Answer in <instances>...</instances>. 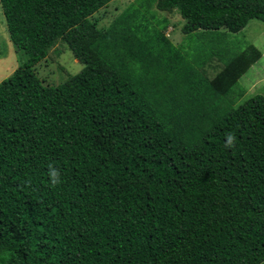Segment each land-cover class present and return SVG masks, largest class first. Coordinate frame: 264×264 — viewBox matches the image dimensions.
Instances as JSON below:
<instances>
[{"label":"trees","instance_id":"1","mask_svg":"<svg viewBox=\"0 0 264 264\" xmlns=\"http://www.w3.org/2000/svg\"><path fill=\"white\" fill-rule=\"evenodd\" d=\"M113 1L0 0L23 59L0 83V264H263L264 95L234 103L262 52L230 35L264 0H135L100 28ZM64 44L83 69L46 85Z\"/></svg>","mask_w":264,"mask_h":264},{"label":"rangeland","instance_id":"2","mask_svg":"<svg viewBox=\"0 0 264 264\" xmlns=\"http://www.w3.org/2000/svg\"><path fill=\"white\" fill-rule=\"evenodd\" d=\"M134 2L135 0L113 1L108 7L96 15V17L100 18V28H109L113 21ZM148 17L153 24H158L165 19L168 20L169 28L166 35L169 36L174 44L182 49L189 50L190 47H196L197 49L198 47L202 49L206 48V41L194 42L191 39L193 35L188 36L182 32L186 21L182 19L177 11L170 14L158 11L157 8L153 7ZM230 39L235 43L236 51H243L249 45H254L262 52V58L250 68L235 87L236 91L240 89L245 91L242 97L238 95V92H235L237 95L234 103L236 102L235 107H237L252 97L264 95V22L252 20L242 32L237 34L231 33ZM59 48L61 47L57 46V49ZM21 58L22 55L16 51L11 42L0 3V83L17 71L23 63V59ZM221 66L219 64V70ZM82 69L83 65L76 59L67 45L64 44L60 53L56 54L52 50L47 61L41 62L36 70L46 85L57 86L64 83L71 76L81 72ZM214 75L215 73L211 72V76L213 77Z\"/></svg>","mask_w":264,"mask_h":264}]
</instances>
